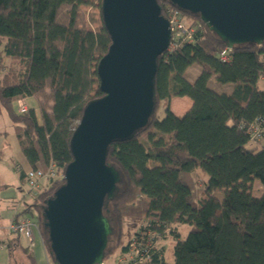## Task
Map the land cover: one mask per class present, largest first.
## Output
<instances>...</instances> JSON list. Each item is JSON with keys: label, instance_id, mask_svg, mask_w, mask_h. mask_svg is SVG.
Here are the masks:
<instances>
[{"label": "trees", "instance_id": "trees-1", "mask_svg": "<svg viewBox=\"0 0 264 264\" xmlns=\"http://www.w3.org/2000/svg\"><path fill=\"white\" fill-rule=\"evenodd\" d=\"M158 2L164 14L170 4ZM101 3L0 0L3 54L19 61L18 68L8 67L0 76V114L5 110L13 122L28 170L46 171L54 164L57 174L42 181L38 190L28 189L32 202L14 216L36 209L35 222L51 259L42 208L64 182L59 176L72 161L70 140L86 104L103 96L97 65L111 38ZM87 7L98 11L100 24L87 22ZM184 13L201 27L193 42L158 57L155 110L148 125L109 145L107 160L120 171L122 181L105 200L103 214L117 224L126 264H264V192L259 197L251 192L255 179L264 187V145H259L264 136V42L235 45L223 60L220 53L226 44L198 16ZM193 65L200 72L191 81L185 71ZM211 77L216 83L232 84L231 91L211 89ZM181 96L192 103L176 115L170 101ZM30 97L37 102L38 114L30 107L18 113L15 101ZM160 104L164 115L157 118ZM253 123L263 129L255 140L249 132ZM28 170L18 171L20 190ZM127 218L139 223L124 244ZM179 224L191 226L184 239L177 231ZM167 235L175 240L170 263L157 245ZM9 236L8 264H15L16 250L36 264L21 236ZM133 244L138 249L134 254Z\"/></svg>", "mask_w": 264, "mask_h": 264}, {"label": "water", "instance_id": "water-1", "mask_svg": "<svg viewBox=\"0 0 264 264\" xmlns=\"http://www.w3.org/2000/svg\"><path fill=\"white\" fill-rule=\"evenodd\" d=\"M198 16L227 48L264 42V0H167ZM111 44L99 60L103 96L89 101L72 134V161L64 182L47 198L42 221L54 264H102L110 220L103 214L120 171L107 160L109 145L148 125L155 110L158 57L170 42V24L158 0H102Z\"/></svg>", "mask_w": 264, "mask_h": 264}, {"label": "rangeland", "instance_id": "rangeland-1", "mask_svg": "<svg viewBox=\"0 0 264 264\" xmlns=\"http://www.w3.org/2000/svg\"><path fill=\"white\" fill-rule=\"evenodd\" d=\"M85 17L87 22L91 25L94 26L95 23L100 24V19L98 17V11L95 10L93 7H87L84 11ZM3 45H4V39L0 38V76L3 75L5 70L13 65H17L19 67V61L16 59H12L9 57H5L3 54ZM197 67L196 65H193L189 68L188 76L193 77V75L196 73ZM4 69V70H3ZM200 71V69H199ZM211 81L208 82V86L211 87V89H214L216 92H222L226 91V87H224V84H219L214 81V78L211 77ZM28 108H33L38 114V107H37V102L35 98H27L25 100ZM174 106L180 107V105H177V103H174ZM14 109L18 112V104L15 101L14 103ZM19 113V112H18ZM164 115V109L162 105L160 104L157 108L156 111V116L157 118H162ZM3 118L4 120V136L7 138L8 141H11V147H13V144L18 148V142L16 139V136L13 131V122L10 120L8 114L6 113L5 110H3L0 114V122L1 119ZM264 145V144H263ZM252 146L251 143L248 144V147ZM11 166L10 163H6ZM8 168V170L5 171L4 177L6 178L5 180L8 182V186L5 187L4 189H0V213L1 217L0 220L5 222H9L10 218H12V209L22 211L24 207H26V203H31L32 202V196L27 193V190L29 189L28 184L25 183L22 186V190L18 189L17 187V177L16 175L13 174L14 169L12 166ZM13 174V175H12ZM14 178H16L14 180ZM200 178V177H199ZM200 180V179H199ZM45 181V180H44ZM201 183V181H200ZM20 190V191H19ZM251 192L254 196L259 197L263 194L264 192V187L261 184L260 180L255 179L253 181V186L251 189ZM216 195L219 198H222V192H217ZM36 209H32V213H23L19 214L17 217H22V216H27L31 220L35 221L37 219V216L35 214ZM111 218V223H112V233H111V238L107 246L106 250V257L103 260V264H114L118 258L125 257V254L121 252V247L120 243L117 241V224H115ZM139 220L136 218H127L125 222V237L123 238V243L126 244L127 240L129 237L133 235L134 228H136V225H138ZM191 230V226L189 224H179L177 226V231L180 233V239H184L188 232ZM8 232V230H7ZM21 244L25 247H27L30 251L31 254L35 260L36 264H54L53 260L48 257V252L46 250V245L45 241L43 239V236L41 234V230L38 229L34 231V236H33V241L30 244V241L27 240L25 237L21 236L20 237ZM175 240L167 235L166 238L158 240V247L164 249V257L167 262H172L173 261V244ZM14 261L15 264H29L27 255L22 251V250H16L14 253ZM9 262V253L7 249H0V264H8Z\"/></svg>", "mask_w": 264, "mask_h": 264}, {"label": "built area", "instance_id": "built-area-1", "mask_svg": "<svg viewBox=\"0 0 264 264\" xmlns=\"http://www.w3.org/2000/svg\"><path fill=\"white\" fill-rule=\"evenodd\" d=\"M163 15L168 19L170 24V42L165 52H172L186 42H193L195 33L201 27L199 21L187 17L183 11L168 4L165 5V12ZM227 50H230V48H227L220 53V57L223 60L228 59ZM17 104L19 113H25L28 111V106L24 99H19ZM249 132L251 134V139L255 140L262 134L263 129H261L257 123H253L249 128ZM52 177H57L54 164H51L46 171L42 169L28 170L26 183L28 184L29 189L38 190L41 187L42 181ZM63 177L64 175L59 176V178ZM38 229V224L27 216H13L7 224L8 232L25 237L30 241V244L33 241L34 231H38ZM132 246V254L137 253V247L134 244ZM132 254L130 255L132 256ZM126 263L125 257H120L114 264Z\"/></svg>", "mask_w": 264, "mask_h": 264}, {"label": "crops", "instance_id": "crops-1", "mask_svg": "<svg viewBox=\"0 0 264 264\" xmlns=\"http://www.w3.org/2000/svg\"><path fill=\"white\" fill-rule=\"evenodd\" d=\"M12 67L18 68V64L13 65ZM189 68L186 69L185 75H186L188 80L192 81L196 78V76L199 74L200 71L197 68V71L193 75V77H189L188 76ZM211 79L212 78L209 79V82L211 81ZM224 87H226L227 89H226V91H222V92L229 93L232 89V84H224ZM174 103H177V105H180V107L174 106ZM191 103H192L191 99L187 96L173 97L170 101V107H171V110L176 115H180L189 109V107L191 106ZM3 125H4V120L2 118L1 122H0V189H4L5 187L8 186V182L5 180L6 178L4 177V174H5V171L8 170L10 165H8L6 163H10L12 168L14 169L13 174H15L16 175L15 177H17L16 184H17V187L19 189V186L22 185V182L19 178V172L18 171H19V169H22L25 171L28 170L29 165H28L24 155L22 154L20 148L19 147L17 148L14 144H13V147H11V145H12L11 141H8L7 138L4 136L5 131L3 129ZM262 144H264V136H263L262 140L259 142V145H262ZM15 179L16 178H14V180ZM0 200H1V196H0ZM12 210H13L12 216H11L12 218L16 213L20 212L19 210H15V211H14V209H12ZM0 217H1V213H0ZM12 218H10V220ZM8 223H9L8 221L3 223V221L0 220V249H7V246L5 243H6V240L8 239V236H9V232H7V224Z\"/></svg>", "mask_w": 264, "mask_h": 264}]
</instances>
